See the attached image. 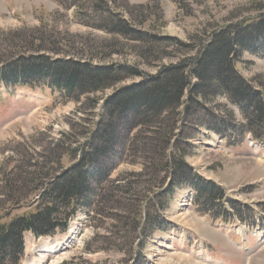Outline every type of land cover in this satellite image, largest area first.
Returning a JSON list of instances; mask_svg holds the SVG:
<instances>
[{"label": "rangeland", "instance_id": "obj_1", "mask_svg": "<svg viewBox=\"0 0 264 264\" xmlns=\"http://www.w3.org/2000/svg\"><path fill=\"white\" fill-rule=\"evenodd\" d=\"M105 1L106 15L98 14L93 6L99 0H70L66 8L56 0H0L3 58L16 52L25 57H72L89 63L92 69L115 65L138 72L114 87L89 95L88 101L85 96L76 101L78 95L65 101L42 81L33 87L0 89V216L7 220L34 210L41 191L31 193L34 186L29 182L40 172L58 170L54 155L58 158L62 150H74L84 143L100 118L102 101L117 87L136 83L164 66L193 56L206 34L264 11V0ZM119 20L132 29L165 36L190 49L173 44L158 60L143 58L141 50L148 46L131 34H120L115 29ZM37 47L39 52L33 49ZM236 62L239 74L264 93V54L243 52ZM94 97L98 104L91 106ZM205 107L216 124L226 112L233 111L232 120L242 128H230L218 135L205 126L209 119L193 124V128L185 127L188 121L183 120L176 122L173 141L178 134L181 146L188 142L186 164L200 180L223 190L218 207L203 208L191 188L166 193L168 180L155 187L150 183L155 174L150 171L137 177L145 167L150 168L136 150L144 143L139 135L135 150H127L124 157V146H117L108 183L101 192L98 188L100 196L93 206L77 211L69 222L70 231L55 235L69 237L71 232L67 249L63 245L53 257L46 256L45 251L49 253L61 238L49 242L40 239L45 240L43 246L27 238L22 264H264V128L255 136L244 126L238 107L226 98ZM121 126L119 122L117 139ZM143 135L152 136L148 131ZM68 161L72 162L64 156L60 168ZM100 164H107V158ZM4 174L14 181V191L2 181ZM158 175L160 182L164 173ZM232 204L247 211L246 219L235 215ZM144 214L162 216L165 230L143 233Z\"/></svg>", "mask_w": 264, "mask_h": 264}, {"label": "trees", "instance_id": "obj_2", "mask_svg": "<svg viewBox=\"0 0 264 264\" xmlns=\"http://www.w3.org/2000/svg\"><path fill=\"white\" fill-rule=\"evenodd\" d=\"M58 1L65 8L70 2ZM99 2L93 6L98 14L106 15L107 2ZM115 25L120 34H131L134 40L142 41L144 46H148V49L141 50L143 58L152 57L158 60L164 56L166 50L174 47L173 44L184 50L190 49L188 45H181L165 36L132 29L125 22L121 23V20ZM29 47L34 46L30 44ZM33 49L39 52L40 48ZM243 52L254 56L264 54V11L254 18L241 19L206 34L193 56L164 66L155 75L143 76L136 83L117 87L102 101L100 118L87 134L84 143L74 150L60 151L58 158L54 155L53 164L58 170L52 168L51 172H40L31 182L25 180L34 186L31 193L39 189L41 191L34 210L14 215L8 220L6 216H0V264L20 263L25 232L30 231L36 237L64 232L72 215L79 209L93 206L95 199L100 196L98 188L101 187V192L108 183V173L113 165L112 156L117 153V146L120 143L124 146L121 153V157H124L127 150H135L139 135L144 143L136 150L144 161L147 160L146 164L150 168L147 170L145 167L137 177L150 171L155 174L150 180L155 187H160L165 179L168 180L166 193H173L176 188H191L196 201L203 208L218 207V203L223 200V190L210 182L200 180L186 164L190 146L188 142L181 146L178 134L173 141L174 128L178 121H188L185 127L193 128V124L207 119L209 120L205 126L219 135L230 128H242L232 120L233 111L226 112L224 119L219 120L218 124L210 116L206 104L223 97L238 107L244 126L255 136L261 135L257 131L264 128V93L256 90L253 82L239 74L235 65ZM89 65L72 57H25L16 52L5 58L0 56V83L7 88L18 85L32 87L35 82L42 81L65 101L73 100L77 95L76 101L83 96L88 101L89 95L93 96L114 87L138 73L133 68H120L115 65L98 69H92ZM97 100L94 97L89 103L91 106L98 104ZM199 111L201 115L197 116ZM119 122L122 124V132L117 139L116 129ZM143 131H148L152 136H144ZM149 144L154 146L150 148ZM151 153L153 155L150 156ZM64 156L72 162L68 161L67 166L60 168V161ZM106 158L107 164L101 166L100 162ZM154 159L161 164L156 165ZM159 172L164 175L157 182L160 178ZM27 178L26 176L25 179ZM1 179L9 190L14 191L12 179L6 174ZM162 196L157 199L160 200ZM230 206L235 215L246 219L247 211L234 204ZM141 223V231L146 235L165 230L162 216L146 217L144 214Z\"/></svg>", "mask_w": 264, "mask_h": 264}, {"label": "bare ground", "instance_id": "obj_3", "mask_svg": "<svg viewBox=\"0 0 264 264\" xmlns=\"http://www.w3.org/2000/svg\"><path fill=\"white\" fill-rule=\"evenodd\" d=\"M71 230V229H70ZM69 230V231H70ZM74 232V231H73ZM69 237H64L63 239L61 238V239H58V240H56L55 241V244H54V246L52 247V248H50V252L49 253H47L46 251H45V253L46 254H48V255H50V256H54L55 255V253L63 246V247H65V250L67 249V242L65 241V238L66 239H71V237H72V235H71V232L69 233ZM73 236H75V234L73 235ZM49 241H51V240H48V242ZM46 244V243H45ZM50 245V244H49ZM51 246V245H50ZM62 250V249H61ZM64 250V251H65ZM63 254H61V256H62ZM52 256V257H53ZM41 262H43V261H41ZM33 264H35V263H33ZM42 264V263H41ZM53 264H56V263H53Z\"/></svg>", "mask_w": 264, "mask_h": 264}]
</instances>
